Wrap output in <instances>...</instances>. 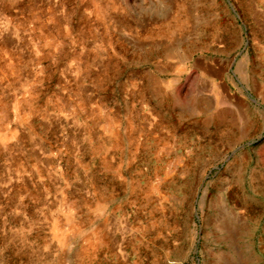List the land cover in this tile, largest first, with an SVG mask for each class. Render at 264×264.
Wrapping results in <instances>:
<instances>
[{
  "label": "rangeland",
  "instance_id": "374dc122",
  "mask_svg": "<svg viewBox=\"0 0 264 264\" xmlns=\"http://www.w3.org/2000/svg\"><path fill=\"white\" fill-rule=\"evenodd\" d=\"M0 264H264V0H0Z\"/></svg>",
  "mask_w": 264,
  "mask_h": 264
}]
</instances>
